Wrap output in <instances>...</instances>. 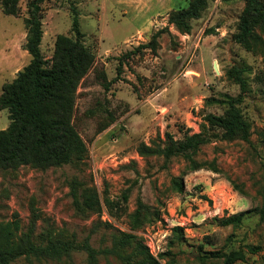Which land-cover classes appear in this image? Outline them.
<instances>
[{
	"label": "rangeland",
	"instance_id": "374dc122",
	"mask_svg": "<svg viewBox=\"0 0 264 264\" xmlns=\"http://www.w3.org/2000/svg\"><path fill=\"white\" fill-rule=\"evenodd\" d=\"M29 1L19 0L18 16L5 14L0 3V95L3 85L30 61L24 49ZM189 2L44 0V55H53L57 35L72 34V7L79 14L85 43L96 54L94 66L77 90L73 119L88 153L80 163L61 167L0 169V221H11L17 213L23 230L35 220L36 234L52 227L75 232L79 239L90 236L96 247L109 246L116 229L136 234L149 251L155 249L159 254L167 249L172 228L180 225L187 237L186 243L175 248L184 251L178 254L182 264H199L194 257L201 244L210 251L238 248L245 243L259 244L263 250L248 255V262L240 264H264V222L258 224L257 216L239 229L221 227L213 221L215 216L260 204L257 189L264 182V143L258 131L264 127L263 94L244 95L237 103L251 123V142L213 138L202 146L198 158L215 160L219 173L205 168L190 171L181 157L165 164L162 157L145 158L138 153L141 142L150 143L158 135L165 139L166 131L175 138H182L186 130L199 132L205 113H223L217 100L226 94H240L239 84L228 76L233 65L247 63L253 71L251 78L264 71V55L246 50L232 38L245 0L210 1L187 33L170 24L169 17ZM159 30L164 32L157 52L136 50ZM252 86L258 87L255 83ZM110 113L115 121L101 130ZM9 124V110L0 109V130ZM174 176L183 177V193L171 190ZM228 177L246 194L234 188ZM74 182L95 186L101 195L107 191L111 198L130 189L129 212L140 197L161 209L162 220L133 230L126 215L114 218L106 209L101 214L83 211L74 202ZM108 221L113 227L103 223ZM206 235L213 237L212 244L204 242ZM230 235L232 241L227 240ZM109 260L120 264L114 258ZM106 263L105 257L101 259V264ZM13 264L28 262L21 258ZM36 264H86V255L76 252L71 259Z\"/></svg>",
	"mask_w": 264,
	"mask_h": 264
},
{
	"label": "trees",
	"instance_id": "16d2710c",
	"mask_svg": "<svg viewBox=\"0 0 264 264\" xmlns=\"http://www.w3.org/2000/svg\"><path fill=\"white\" fill-rule=\"evenodd\" d=\"M212 0H190L186 8L171 12L169 23L182 32H190L192 21L200 18L209 7ZM44 0L28 2V16L24 18L27 30L24 49L30 54V61L16 75L3 85L0 95V109H8L10 124L0 130V169L17 170L22 166L39 169L61 167L66 164L80 163L88 153V146L77 130L73 119L75 114L77 90L82 80L87 76L96 62L95 52L85 43V33L82 31L77 9L72 7L73 19L71 35L59 34L54 43L53 55L47 58L41 48L43 28ZM246 6L241 13L237 31L232 35L235 42L246 50L264 55V1L245 0ZM2 11L7 15L20 14L19 0H0ZM164 30L156 31L151 39L136 50L149 49L157 52L159 38ZM253 74L247 63L233 65L228 76L240 86L238 96L223 95L217 102L224 108L223 113H205L199 132L186 130L182 138H175L169 131L165 139L150 143L141 142L138 153L142 157H162L168 164L173 157H181L186 161L190 171L209 169L219 173L221 170L215 160L198 158L203 145L213 138L233 141L251 142L253 134L251 123L245 118L237 103L245 96L255 92L264 95V71ZM253 82V83H252ZM256 84L257 89L253 88ZM215 102V99H212ZM107 121L101 130L109 127L115 116ZM258 137L264 143V127L258 131ZM231 184L241 193L246 194L234 180L228 177ZM171 190L177 193L185 191L184 179L174 176L171 179ZM130 189L125 190L120 197L111 198L106 191L104 195L95 186L80 182L72 184L74 202L83 211L101 214L104 209L112 217H128L133 230H138L148 224L162 220L161 209L144 202L140 197L133 211H128ZM257 193L260 204L254 208L232 214L213 217V221L221 226H231L239 229L252 216L258 217V224L264 222V182L260 183ZM206 198V197H205ZM107 227L112 223L103 222ZM35 220L27 230H23L21 221L14 214L11 221H0V264H13L24 258L28 264L42 261H62L71 259L74 253L84 252L86 264H101V259H107L106 264H113L114 258L120 264H182L179 252L175 248L187 242L184 227L176 225L172 228L168 246L159 254V259L151 254L143 240L134 233L116 230L112 232L109 246L96 247L91 237L79 239L75 232L69 233L52 227L46 228L40 234L35 233ZM213 237L206 235L204 242L212 244ZM232 241L230 235L227 238ZM263 250L259 244L245 243L238 248L204 250L199 246V252L194 257L199 264H240L247 263L248 255L258 254Z\"/></svg>",
	"mask_w": 264,
	"mask_h": 264
},
{
	"label": "built area",
	"instance_id": "2783aa9c",
	"mask_svg": "<svg viewBox=\"0 0 264 264\" xmlns=\"http://www.w3.org/2000/svg\"><path fill=\"white\" fill-rule=\"evenodd\" d=\"M151 254L154 255L157 259H159V253L158 251H156L155 249H151ZM161 264H164L163 261L161 259H159Z\"/></svg>",
	"mask_w": 264,
	"mask_h": 264
},
{
	"label": "water",
	"instance_id": "95a60500",
	"mask_svg": "<svg viewBox=\"0 0 264 264\" xmlns=\"http://www.w3.org/2000/svg\"><path fill=\"white\" fill-rule=\"evenodd\" d=\"M214 67H215L216 71H219L218 63H217L216 61H215V63H214Z\"/></svg>",
	"mask_w": 264,
	"mask_h": 264
}]
</instances>
